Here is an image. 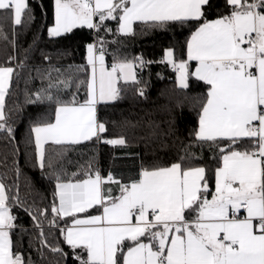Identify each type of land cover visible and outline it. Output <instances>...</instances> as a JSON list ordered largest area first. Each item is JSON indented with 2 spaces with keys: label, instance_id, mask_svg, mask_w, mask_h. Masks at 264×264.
Masks as SVG:
<instances>
[{
  "label": "snow or ice",
  "instance_id": "snow-or-ice-1",
  "mask_svg": "<svg viewBox=\"0 0 264 264\" xmlns=\"http://www.w3.org/2000/svg\"><path fill=\"white\" fill-rule=\"evenodd\" d=\"M209 5L210 0H55L50 38L78 27L111 32L109 20L124 35H134L137 25L148 30L194 24L186 59L177 61L172 49L165 57L180 89L195 78L207 90L194 140L176 161L142 165L128 182L112 173L102 176L92 161L69 172L67 152L101 140L107 131L97 106L120 99L121 82L139 84L136 69L147 62L117 60L109 67L103 38L87 45L86 66L62 70L43 57L48 66L35 69L41 86L27 99L51 109L31 127L36 164L54 182L50 208L29 211L42 247L65 261L71 257L73 264H264V0H225L226 13L213 20L205 16ZM8 17L13 31L31 21L29 0H0V20ZM0 38L8 39L2 27ZM14 72L0 66V132L9 136L6 96ZM138 92L145 94L143 88ZM103 142L127 145L123 136ZM205 145L216 160L214 189L209 169L188 153ZM113 184L115 192L108 186ZM13 203H21L19 194L12 196L0 182V264H26L11 238L17 227ZM45 220L70 252L48 243Z\"/></svg>",
  "mask_w": 264,
  "mask_h": 264
},
{
  "label": "trees",
  "instance_id": "trees-1",
  "mask_svg": "<svg viewBox=\"0 0 264 264\" xmlns=\"http://www.w3.org/2000/svg\"><path fill=\"white\" fill-rule=\"evenodd\" d=\"M55 0H29V11L33 16L13 31L10 17L0 20V27L8 39L0 38V66L15 69L9 94L6 96V112L13 133L0 132V182L11 195L19 194V204L11 205V214L16 217V228L11 233L14 251L22 254L26 264H73L60 254L41 246L39 230L29 211L50 208L54 182L45 178L35 161V147L31 127L40 122L51 111L47 104H29L27 99L41 86L35 69L47 67L43 57L51 58L50 64L65 69L86 66V50L89 43L103 38L106 63L117 60L142 58L147 62L136 69L139 84H123L120 99L98 105V120L106 125L102 139L86 141L67 152L65 165L69 172L79 165L93 162L102 176L112 173L116 179L128 182L135 178L142 165L151 162L168 164L185 155L184 147L194 140L191 135L198 124L200 103L206 94L203 82L190 79L187 89L176 84V73L165 61V52L172 49L176 60L186 59V41L195 30L192 23L171 24L166 29H144L135 26V34H120L114 20L106 22L107 32L78 27L60 37H49L48 27L54 21ZM225 0H210L205 7L209 20L226 13ZM21 63L23 66H20ZM84 79L85 74L80 73ZM144 89V96L138 90ZM67 98V97H65ZM79 98L84 99L83 89ZM154 129V132H153ZM123 136L126 146H113L103 141ZM188 153L198 157L196 165L209 169L210 186L214 179L211 170L216 167L214 152L207 145L193 146ZM116 191V186L108 185ZM49 219L51 217L49 216ZM60 226H65L63 222ZM44 235L53 247L59 246L70 252L57 228L49 229L43 224Z\"/></svg>",
  "mask_w": 264,
  "mask_h": 264
},
{
  "label": "crops",
  "instance_id": "crops-1",
  "mask_svg": "<svg viewBox=\"0 0 264 264\" xmlns=\"http://www.w3.org/2000/svg\"><path fill=\"white\" fill-rule=\"evenodd\" d=\"M55 26V11H54V21H53V24L50 26V27H48V30H49V28H51V27H54ZM48 32V31H47ZM186 50V49H185ZM165 58V61L166 62H168V60H167V58L166 57H164ZM177 61H179V60H177ZM107 64V63H106ZM86 65H87V50H86ZM108 65V64H107ZM171 65V64H170ZM109 67L111 66V65H108ZM172 66V65H171ZM173 68V67H172ZM177 84V83H176ZM97 112H98V106H97ZM97 119H98V115H97ZM34 139V138H33ZM213 184V189H214V182L212 183Z\"/></svg>",
  "mask_w": 264,
  "mask_h": 264
},
{
  "label": "built area",
  "instance_id": "built-area-1",
  "mask_svg": "<svg viewBox=\"0 0 264 264\" xmlns=\"http://www.w3.org/2000/svg\"><path fill=\"white\" fill-rule=\"evenodd\" d=\"M141 68V66L140 67H138V69H140ZM105 144H107V143H105Z\"/></svg>",
  "mask_w": 264,
  "mask_h": 264
}]
</instances>
